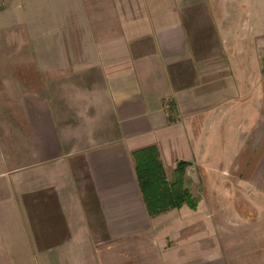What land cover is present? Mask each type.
Segmentation results:
<instances>
[{
    "label": "crops",
    "instance_id": "obj_1",
    "mask_svg": "<svg viewBox=\"0 0 264 264\" xmlns=\"http://www.w3.org/2000/svg\"><path fill=\"white\" fill-rule=\"evenodd\" d=\"M220 1L64 0L77 7L64 11L60 67L36 54L37 80L19 103L27 165L0 168V250L13 253L18 230L41 264H105L98 253L111 250L94 240L101 222L112 241L154 237L152 264H222L220 251H202L195 234L180 246L199 259H181L182 248L176 258L159 244L176 229V212L194 214L201 202L150 218L131 156L153 146L160 160L210 157L190 142L204 140L202 126L228 134L236 120L243 142L230 156L239 160H227L221 174L264 195V36L255 28L233 36ZM85 3L94 6L90 17ZM199 216L188 219L213 221L211 213Z\"/></svg>",
    "mask_w": 264,
    "mask_h": 264
},
{
    "label": "rangeland",
    "instance_id": "obj_2",
    "mask_svg": "<svg viewBox=\"0 0 264 264\" xmlns=\"http://www.w3.org/2000/svg\"><path fill=\"white\" fill-rule=\"evenodd\" d=\"M85 6L90 13L88 16H92L94 6L87 3ZM76 7V3L66 4L64 0H0V168L4 166V172H12L27 165L25 157L28 148L24 131L27 120L19 103L25 95L24 91L28 92L38 77L33 57L37 54L44 65L53 69L60 67L64 56L60 45L66 22L64 11L66 8L75 10ZM219 9L225 12V24L232 27L233 36L246 37L250 33L249 28H255V33L264 36V0H221ZM72 31L71 36L74 38L77 31L75 28ZM229 124V131H233H228V134L223 128H219L217 132L212 131V135L207 132V126H202L204 140L190 142L193 149L195 146V152L200 153L204 147H208L212 156L188 159L191 162V166L186 169V179L190 181L189 191L201 204L196 215L189 210L187 211L190 213L186 210L177 211L176 220H182V226L178 221L172 223L176 229L165 234L159 244L164 245L166 251L172 250L170 255L176 258L182 248L181 259L183 256L199 259V253H184L189 248L180 246L182 240L191 233L198 235L196 244L202 242V251L205 247L220 251L215 258H220L222 264H264V195L254 194L237 186L232 177L235 174H221L222 169L227 166L226 161L232 158L230 154H234L237 146L243 142L239 141L236 120H229ZM186 135H190L187 129ZM179 160L183 159L161 157L164 168L168 171V180L172 179L170 170L175 168L173 162L177 163ZM238 160L239 158L233 159L229 164L233 162L235 165ZM205 165L208 169L204 170ZM209 169L217 173H209ZM207 213L213 214V221H208L207 225L188 219L196 216L199 219L202 217L199 215ZM189 224L191 228L185 229L184 226ZM98 225L99 236L94 239L96 247L111 250L98 253L105 264H123L129 261L133 264H152L155 256L152 248L156 247L154 237L147 235L112 241L106 236L102 223L99 222ZM12 232L18 246L11 249L12 254H8L9 248L3 251L4 248L1 247L0 264H41L36 253H28L29 248H22L26 238L20 237L18 230ZM118 246L124 248L119 250Z\"/></svg>",
    "mask_w": 264,
    "mask_h": 264
},
{
    "label": "trees",
    "instance_id": "obj_3",
    "mask_svg": "<svg viewBox=\"0 0 264 264\" xmlns=\"http://www.w3.org/2000/svg\"><path fill=\"white\" fill-rule=\"evenodd\" d=\"M131 156L143 204L150 218L183 207L196 210L199 199L189 191L190 181L186 179L190 162H177L172 179L168 180L156 147L134 151Z\"/></svg>",
    "mask_w": 264,
    "mask_h": 264
}]
</instances>
